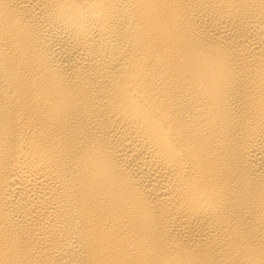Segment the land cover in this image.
<instances>
[{
  "label": "bare ground",
  "instance_id": "bare-ground-1",
  "mask_svg": "<svg viewBox=\"0 0 264 264\" xmlns=\"http://www.w3.org/2000/svg\"><path fill=\"white\" fill-rule=\"evenodd\" d=\"M0 264H264V0H0Z\"/></svg>",
  "mask_w": 264,
  "mask_h": 264
}]
</instances>
